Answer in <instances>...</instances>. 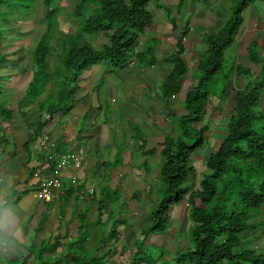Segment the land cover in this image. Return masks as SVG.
Masks as SVG:
<instances>
[{"label":"trees","instance_id":"trees-1","mask_svg":"<svg viewBox=\"0 0 264 264\" xmlns=\"http://www.w3.org/2000/svg\"><path fill=\"white\" fill-rule=\"evenodd\" d=\"M158 1L160 0H70L69 17L73 20L80 19L78 32H58L55 40V63L50 66L47 61L50 57L48 41L57 28L59 0H0V24L9 19L25 18L33 11L35 3L44 10V32L33 45L30 78L23 89L22 98L16 103L19 117L26 116L36 106V121L29 125L33 128L30 135H27L28 139L40 136L43 126L54 117H62L71 111L80 75L89 66L107 63L111 67L107 72L112 73L117 67L128 65V57H132L134 63H144L143 67L151 65L156 40L148 42L141 53L135 52V47L140 35L152 21L148 4L168 13V8L156 4ZM183 1L177 0L173 7L178 11ZM252 1L233 0L229 7L230 15L223 25L213 34L199 36L203 50L195 63L194 86L183 94V114L173 121L176 135L164 136L156 150L140 151L144 156H158L157 176L162 186L156 190L158 200L147 213L149 225L139 232L141 238L134 242L129 264H157L156 260L141 253V247L149 235L166 230L170 210L181 203L187 206L185 236L189 245L174 255L172 263L162 264H264V254L258 255L243 248L239 241L241 233L252 229L249 223L252 210L264 203L263 125H255L256 121L264 119V113L256 110L258 99L264 92V74L260 68L264 63V51L261 55L256 54L254 41L247 47L246 57L250 63L259 66L258 73L241 90L233 93L224 122L225 135L204 159L203 167L208 173L200 174L195 188L185 186L189 177L196 175L187 155L193 154L205 143V134L208 132L207 126L201 124L202 117L211 99L222 100L229 75L223 76V86L217 93L214 87L209 86V82L221 68L223 52L233 43L241 11ZM169 22L172 27L175 19H170ZM188 32L189 22L185 20L175 37L172 52L163 58L169 66L159 83V97L165 107L168 100L179 92L181 78L187 71L182 40ZM2 34L3 29L0 27V42ZM98 34L106 39V43L98 49L82 41L83 35ZM5 62L6 55L0 51V71ZM235 69L241 71L240 67ZM242 72L248 74L246 71ZM1 79L0 75V82ZM1 92L0 87V97ZM43 94L46 97L39 100ZM9 117L10 112L0 102V120L6 121ZM6 143L0 134V149ZM25 144L26 142L23 143ZM31 174L30 170L28 176ZM23 193L25 191L16 193L12 200L4 201L1 207L15 205ZM117 197L118 193L114 190L106 187L99 189V198L95 202V219L89 222L85 219V212L77 214L76 237L58 257H53L54 264H58V259L67 251L70 264H101L103 257L110 251L107 250L102 256L96 254L102 245L117 237L114 228L119 225L120 220L112 221L110 230L104 237L100 217L107 206L117 202ZM196 200L201 204L198 209L195 206ZM112 213L113 210L107 214L108 221ZM90 228L100 230V238L93 251L84 247V235ZM56 241L57 238L50 245L49 253L57 247ZM43 251H37L33 264H38L37 258H40ZM160 257L161 254L158 258ZM20 264H26V260Z\"/></svg>","mask_w":264,"mask_h":264},{"label":"crops","instance_id":"crops-1","mask_svg":"<svg viewBox=\"0 0 264 264\" xmlns=\"http://www.w3.org/2000/svg\"><path fill=\"white\" fill-rule=\"evenodd\" d=\"M160 1L165 3L161 5L162 7L173 8L172 0ZM214 2L216 0H184L181 8L183 7L184 12L192 16L195 14L193 11H198L207 4L213 5ZM256 5V9L253 10ZM187 21L189 22V32L185 37L187 48L184 51V60L188 68L186 58L192 57L194 59L192 69H194L195 61L203 50V48L199 49L201 44L199 35L196 32L199 29L202 30L205 27L212 26L214 14H204L203 17L201 16L198 19L200 22H197V20L195 22ZM165 23L171 27L170 23ZM181 23L179 21L178 25L175 20V27L172 26L170 29L175 31L178 26L180 28ZM157 26L159 25L154 17V21H151V24L140 35L139 42L135 47V52L141 53L145 50L148 42L152 39L156 40L154 61L148 67H143L144 63L139 64L148 77H153L155 74L154 80L160 77L161 65L165 63L163 58L167 56L166 51L163 52L161 50L162 46L159 44L162 42L168 43L171 45L170 49L173 50L174 39L177 36V33L165 34L161 30L156 33L155 27ZM151 35L153 37H150ZM253 41L256 45L255 53L261 55L264 51V0H253L240 13V24L236 30L232 45L235 47L236 53L234 58L237 66L235 67H240L241 71H237L235 67L232 69L226 83L223 98L221 101L218 100L221 106L223 103L227 105L226 102H231L233 93L241 90L258 73L259 66L250 63L246 57L247 47ZM141 42L144 45V49L139 48ZM129 63H134L132 57H128V65L130 66ZM260 68H262L264 74V63H262ZM242 71H246L248 74H244ZM105 73L111 74L107 71ZM81 74L77 86L78 89L72 99L71 111L62 117H54L45 124L40 136L31 137L30 139L27 137L32 132L33 127L30 128L29 125L36 121V115L30 114L19 117L16 107L14 108V114L12 113L13 110L3 107L5 110H9L10 117L6 121L0 120V133L7 141L6 145L0 149V221L11 220L14 226H8L0 230V264H3L1 262L4 260L7 261L5 264H8L17 259L26 260V262L29 261V264H33L34 254H37L38 250H44L40 258L45 256L50 259L52 258V252L58 253L56 256L53 255L58 257L67 244L76 237L77 214L85 212V219L89 222L95 219V202L99 198V189L101 187L116 191L118 193L117 200L123 193L126 194L128 200H132L137 197L135 190H143V188H138L141 182L150 186L158 180L154 169L147 168V165L152 163L156 166L157 155L144 156L141 155L140 151L156 150L162 138L173 133L174 118L183 114L179 103L183 99V94L191 88L190 79L193 77L191 76L192 73L191 77L188 78L189 85L180 86L179 92L168 100L166 107L163 106L159 97L160 86H150L146 82V85L141 84L139 86H96L102 80L103 70H94L88 67ZM22 87L23 92L25 86ZM12 88L13 86H10V89L4 93L12 96L16 91ZM22 92L19 95L20 97L12 103L13 106L22 98ZM105 92L108 93L106 98H104ZM101 93L103 100H99ZM5 94L2 99L4 103H6ZM114 95L118 98L119 105H114ZM108 103L109 105H106ZM124 105H127L126 109L122 108ZM119 109L122 111L123 116L117 119L118 125H120L117 126V122L114 121L112 115L120 114L118 112ZM256 109L257 112L264 113V92L258 99ZM213 114L214 109L210 112L211 116ZM215 115L217 119L219 118L218 122L223 120L220 117L223 114L219 111H216ZM225 121L226 118L223 123ZM106 122L107 126L105 125ZM113 127L118 128V131L113 130ZM219 127H223V125ZM222 131L219 130L216 134L222 133ZM262 133L264 135V124ZM207 136L208 132L205 140ZM24 142H26L25 145H23ZM77 148L81 149L83 153L80 170L76 172L66 170L62 173L61 188L55 192L52 202L43 203L36 201L33 196L35 181L31 175L28 176V172L31 170L33 173L40 168L41 170L44 169V156L48 153L59 155ZM104 149L110 158L108 161L101 159ZM113 156H120V159H115ZM203 160L204 158L201 157L190 158L196 174V167H201L200 164H202ZM93 168L95 169L94 174ZM203 169L202 165L201 173H203ZM40 176L45 178L47 172L42 170ZM72 176L75 178V182L71 184L70 178ZM154 176L155 179L153 180ZM127 184L133 185L129 195L127 194V188H124ZM147 185L146 188L148 190ZM25 186L28 187L29 193H23L15 205L1 207V204L9 199L10 196L14 197L16 193L24 192ZM143 191L146 192V190ZM93 203L95 205L94 213ZM181 204L176 206H179L178 209L182 210ZM181 210L175 212L173 209L171 211L173 217L169 218V223L170 221H173V224H178L179 221L182 222H179L181 226L178 229L182 228L179 232L184 231ZM110 211H112L111 207H106L102 211L101 224L105 225L108 223L107 214ZM54 216H56V220L53 219ZM126 216L131 217L135 228L136 220H142L141 223H144L145 220L147 221V215L143 211H128ZM60 219H64L62 220L63 222L60 223ZM118 220H120V226L114 228L117 237L113 241L102 245L97 254L102 256L107 250L112 253L111 251L114 247L115 253H109L103 259L108 258L114 264H123V262L119 263L117 258H120V255L123 257L126 250L125 244H123L124 233L126 235L131 233L133 228L130 230L123 228L122 224L127 219ZM249 223L252 225V229L239 235L240 245L245 249L254 251L255 254H264V203L252 210ZM168 228L169 225L166 232ZM138 229L140 232L143 228L141 229L140 227ZM105 231V229L101 230L104 237L108 233ZM175 231H177V228ZM99 234L100 230L98 228H90L88 230L84 235V247L86 250H95L97 240L100 238ZM165 236L162 242L166 238ZM55 238H57V247L49 253L48 248L45 249L44 247L45 245L50 246L53 244ZM138 239H140L139 233L136 234L133 241L137 242ZM168 240L171 241L172 239ZM147 242H143L141 247L142 254L148 253V247L152 246L147 244ZM26 256H29L30 259L28 260ZM146 256L152 257L150 253ZM127 257L128 255L125 258ZM157 258L158 256L152 257V259ZM58 260V264H70L66 254H63ZM160 260L161 257L159 258ZM38 264H44V262L39 260Z\"/></svg>","mask_w":264,"mask_h":264},{"label":"rangeland","instance_id":"rangeland-1","mask_svg":"<svg viewBox=\"0 0 264 264\" xmlns=\"http://www.w3.org/2000/svg\"><path fill=\"white\" fill-rule=\"evenodd\" d=\"M176 2H177V0H172V4H173L172 6H174L176 4ZM232 2L233 1H229V0H216V2H214L213 5L207 4L206 6L202 7V9H200L198 11H196V10L193 11L195 13L194 14L195 16L194 15L190 16L189 13L184 12L183 7L181 9H179L178 11L174 7L173 8L168 7V9H167L168 13L164 9H159V10L154 9V7H152L151 4L150 5L148 4L147 8L149 9V11H151L152 21H154V17H155L156 21L158 22L159 26L155 27L156 33H157V31L160 32V30H161V32L165 33V34H169V33H172V34L177 33L178 34L180 31L179 26L174 31V30L170 29L171 27L168 24L165 23V22L170 23L169 22L170 19H175L176 23L179 25V21L183 22L184 20H190L192 22H195L197 20V22H200V21H198V19H200L201 16L203 17L204 14H206V15L214 14V21H212V24H213L212 26L210 25V27H205L202 30L201 29H199L198 31L196 30L197 31L196 33L199 36H201L203 34H210V33L213 34L217 31V29H219L223 25L224 21L230 15L229 7L232 4ZM156 4L157 5H164L165 3L158 1ZM256 7H257V5L253 8V10H255ZM70 10H71L70 0H59V12L60 13L58 14V17H57V28H56V30H54V32H55L54 36L51 39H49V41H48L49 49H50L49 50L50 57L47 59V61H48V64L50 66H52L53 63H55L54 55H56V53H57L55 51V40L58 36V32H61L63 34H72V33L78 32V24H79L80 19L79 20L71 19L69 17ZM160 17L164 22L160 19ZM44 24H45L44 23V10L38 3H35L33 11L31 13L27 14L25 18H23L21 20L9 19L7 22L0 24V27L3 29L2 40L0 42V51L4 55H6V62L3 64V69L0 71V75L2 78L1 82H0V87L2 88L0 102L4 101V100H2L3 95L5 94L4 92H7V90L10 89V86H13L12 89H15L16 91L12 94V96H10V94L9 95L5 94V102L6 103L3 102V107H6V109H10L11 111L13 110L12 111L13 114H14V108L16 107V105L13 106L12 103L20 97L19 95L22 92V88H23L22 86H26V83L30 78V69L32 66L30 54H31L33 45L35 43V40L38 38V36H40L44 32ZM163 26H164V28H162ZM168 31H171V32H168ZM150 37H153V36L151 35ZM82 41L90 44L94 49H98L102 44L106 43V39L102 35H99V34L98 35H83ZM183 41H184L183 42L184 47L187 48V46H186L187 43L185 42V38L183 39ZM174 42H175V39H174ZM159 45L162 46L161 50L163 52L166 51L167 55H169L171 53V51H172V49H170L171 45H169L168 43H165V42H162ZM200 46H201V48H199V49H202L203 48L202 45H200ZM139 48L144 49V45L142 44V42L140 43ZM139 48L137 47L138 50H139ZM163 55H165V54L163 53ZM234 56H236V53H235V47H233V45H232V47H228L223 52L221 68L219 71L216 72V74L211 78V81L209 82V86H212L215 88V93L219 92V90L221 89V86H223V76H226L227 74L230 75L232 69L235 66H237L236 65V59L234 58ZM186 61H187L188 68H187L186 73L183 75V79L181 80V86L189 85L188 84V78H190L193 75L195 76L194 69H192V67H193L192 64H194L193 63L194 59L192 57H189V58H186ZM195 63H196V61H195ZM89 67L93 68L94 70H103L104 75L102 76V80L99 81L100 82V83L98 82L99 85L97 84L96 86H139L141 84L146 85V83H148L150 86H159V83H160L163 75H165V73H167L169 66H168V64H165V63H164V65H161V69H160V73H159L160 77L156 80H154L155 78H153V77H155V74L153 75V77H148L145 74V70H143L142 67L139 66V64H137V63H132V64H130V66L126 65L124 67H117L115 70H113V73H111V74L105 73V71H107L111 68L109 66V64H107V63H105V64L99 63V64L91 65ZM191 73H192V75H191ZM159 74H157V75H159ZM194 78L195 77H192V79H190L191 84H192L191 87L194 86V83H195ZM150 79L153 81H151ZM149 81H151V82H149ZM45 90H49V88H45ZM116 92L118 93V91H116ZM95 93H97V92H95ZM107 94H108L107 92L104 93V98H106ZM45 97H46V94H43L40 96L39 100H42ZM39 100H37V101H39ZM99 100H103L102 99V93H101V98H99ZM113 100L115 101L114 105H119L118 98L115 95L113 97ZM226 103H227V105L225 103H223L221 106V103L218 100H215V99L210 100V103L206 108V113L202 117V121H201V124L206 125L208 128L207 139L205 140V143L200 148H198L193 154L189 153L187 155L188 159H190V158L192 159L193 157H201V158L205 159L208 156V154L210 152H212L213 149H215V147L221 141L222 137H224L225 128H224L223 120L226 118L225 115L228 113L230 105H231L230 101H228ZM179 104H180V107L182 108V100ZM106 105H109V103ZM126 106L124 105L122 108L126 109ZM216 108H217V110H214V114L211 116L210 112H212V110L216 109ZM35 109H36V106L33 107V109L31 110L30 113H26V115H30V114L35 113ZM216 111H219L220 113L223 114L220 116L221 119H223V120H221L220 122H218L219 118L217 119V117L215 115ZM118 112L121 114V116L118 113L115 116L112 115L114 117L113 119L115 122H117V119H119L120 117L123 116L121 113L122 111L120 109ZM182 112H183V110H182ZM33 115H36V113ZM116 124H117V126H120V125H118V122ZM263 124H264V119H261V120H258L255 122V125L261 126ZM105 125L107 126V122ZM221 125H223V127H219ZM173 127H174V125H173ZM219 128H221V129H219ZM113 130L118 131V128L113 127ZM219 130H223L222 133L219 132L218 134H216ZM176 133H177L176 130L175 131L173 130V133H170V134L176 135ZM213 135H215V137L217 136V138L213 137ZM205 137H206V134H205ZM218 138H219V140H218ZM106 153H107V151L104 149L103 155H101V159H103V161L110 160L109 156H107ZM113 157H115V159H120V156H113ZM154 160H152V161H154ZM158 160H159V158L157 159L156 166L153 163L147 165L148 169L149 168L154 169L156 175H157L156 169H158ZM200 165H201V167H196L197 174L195 176L189 177V179L187 180L188 183H186L185 186H187L189 188H192V187L195 188L197 186V182L199 180L202 165L204 166V160L202 161V164H200ZM202 172H203V174L208 173V171L205 168L203 169ZM94 173H95V169L93 168V174ZM156 177L158 179V176H156ZM154 179H155V176H154L153 180ZM146 185L147 184L141 182V184L138 188H143V190H146V192L143 191L142 189L141 190H135V193H137V197L132 199V200H128L126 194L125 193L121 194V191H120L121 195L119 194L120 196H119L117 202L114 204V206H112V205L107 206V207H111V210H113V213H112L111 219L108 221V223L102 226V229L106 230L105 232H108L110 230L112 221L116 220V219L117 220L118 219H121V220L127 219V220H124V222L122 224L123 228H125L127 230H130L133 228L131 233H129L127 235L124 233L123 244H125L126 250L124 251L123 257H122V255H120V258H117L119 263L123 262V264H129L131 262V260L129 259V255L134 248V241L133 240L135 239L136 234L139 233L138 228L141 227V229L142 228L144 229L149 225V222H147L146 220L144 221V223L143 222L141 223L142 220H136L137 223H136V228H135L133 226L134 221H131V217L126 216V212H128V211H133V212L134 211H143L147 215V213L154 208L155 202L158 200V195L156 194V190L161 188V186H162L159 179L155 183L153 182L152 185H150V186L147 185L149 188L148 190L146 188ZM131 186H133V185L127 184V186L124 187V188H127V190H128L127 194L128 195L130 193V189H132ZM28 190H29L28 187L25 186V192L29 193ZM12 199H13V197L10 196L9 200H12ZM195 206L197 207V209L201 207V204L199 203L198 200L195 201ZM181 207H182V210L178 209L179 206L178 207L177 206L172 207V209L170 210V213H169V218H171V216L173 217V213L171 212L173 209L175 212L178 210H181V214H182L181 219L183 220V226L186 229L187 206L185 205V203H183V204H181ZM94 209H95V205L93 203V213H94ZM53 219L56 220V216H54ZM53 219H51V220H53ZM102 219H104V218H102ZM62 220H64V219H60L59 222L60 223L63 222ZM37 221H38V219H37ZM179 222L182 223L181 221H179ZM179 222H178V224H173V221H170L169 228H168L167 232L165 230L163 233H155V234L149 235L145 239V242L148 241L147 244L152 245V246L148 247V250H149L148 253H150V255L152 257L153 256H159V254H161V260L160 261H159V258L153 259V260H156L157 264H162V263H167V262L172 263V259H173L174 255L177 252H182L189 245L188 241H186L187 238L185 236L186 235L185 229L183 228L184 231L179 232L180 230H182V228L178 229V227L181 226V224ZM118 226H120V225H117L116 227H118ZM176 228H177V231H175ZM244 234H246V233H244ZM164 236L166 238L162 242V239ZM168 239H172V240L170 241ZM27 244H28V242H27ZM49 247L50 246L45 245L44 248L49 249ZM111 247H113V246H111ZM114 249L115 248L113 247L112 251H111L112 253H110V254L115 253ZM64 253L67 256H69L68 251L64 252ZM148 253L145 252V255H148ZM57 254L58 253L53 252L51 255L52 258L48 259L45 256H42L41 258H37V261L41 260V262H44V264H49V262L51 264H54L53 263L54 260H52V259ZM127 255H128V257L125 258ZM26 257L28 258V260L30 259L29 256H26ZM152 257L149 256L150 259H152ZM22 261H23L22 259H17L16 261L9 262L8 264H12V263L13 264H20V263H22ZM1 263L5 264V263H7V261L4 260ZM26 264H29V261H27ZM101 264H114V263L112 260L105 258V259H102Z\"/></svg>","mask_w":264,"mask_h":264},{"label":"built area","instance_id":"built-area-1","mask_svg":"<svg viewBox=\"0 0 264 264\" xmlns=\"http://www.w3.org/2000/svg\"><path fill=\"white\" fill-rule=\"evenodd\" d=\"M82 158L83 153L79 148L59 155H53L52 153L45 155L43 162L45 167L42 170L47 172V176L45 178L40 176L41 168L31 174L35 181L33 187L34 199L43 203L52 202L55 192L61 188L62 173L66 170L72 172L80 170ZM49 163L51 164L48 168ZM73 182H75V178L72 176L70 183Z\"/></svg>","mask_w":264,"mask_h":264},{"label":"clouds","instance_id":"clouds-1","mask_svg":"<svg viewBox=\"0 0 264 264\" xmlns=\"http://www.w3.org/2000/svg\"><path fill=\"white\" fill-rule=\"evenodd\" d=\"M8 226H14L13 221H11V220L0 221V230L4 229L5 227H8Z\"/></svg>","mask_w":264,"mask_h":264}]
</instances>
